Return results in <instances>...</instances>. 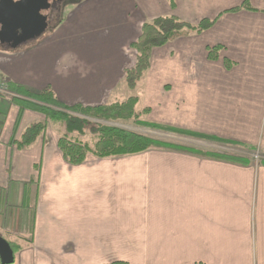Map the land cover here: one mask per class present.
I'll use <instances>...</instances> for the list:
<instances>
[{
  "label": "crops",
  "instance_id": "1",
  "mask_svg": "<svg viewBox=\"0 0 264 264\" xmlns=\"http://www.w3.org/2000/svg\"><path fill=\"white\" fill-rule=\"evenodd\" d=\"M245 1L253 9L232 10ZM159 16L216 22L153 49L141 79L145 103H162L164 125L257 148L264 0H84L65 29L14 52L0 44V74L21 89L48 88L67 104H104L125 79V49ZM157 93L167 97L154 100ZM13 97L27 100L0 92V235L19 247L16 264H264V159L244 165L168 140L139 154H89L75 166L49 124V135L29 147L11 143L46 120Z\"/></svg>",
  "mask_w": 264,
  "mask_h": 264
},
{
  "label": "trees",
  "instance_id": "2",
  "mask_svg": "<svg viewBox=\"0 0 264 264\" xmlns=\"http://www.w3.org/2000/svg\"><path fill=\"white\" fill-rule=\"evenodd\" d=\"M169 1L171 6L175 5V0ZM241 8L253 9L249 2L245 1L241 6L232 10L237 11ZM215 22L216 19L205 18L199 23L193 24L179 19L176 16H159L150 22H145L142 26L140 36L130 45V48L136 50V62L134 66L127 68L125 71V80L128 88L134 91L138 82L151 68L154 48L166 45L178 35L190 32L201 33L211 28ZM208 51L209 59L216 60L219 46L210 47ZM226 66L229 67L230 65L226 63ZM7 83L9 92L11 91L27 98V100H24L13 97V102L18 101L22 108L40 111L48 119V121L32 123L25 129L19 139L13 137L11 143L15 144L18 149L27 148L43 135L48 127L49 121L59 122L65 127V133L58 138V148L63 154L64 159L71 165L77 166L84 163L89 154L99 158L118 157L139 154L147 151L151 147L166 145L161 139L119 125L107 123L129 121L131 119H135L138 125L148 128L186 134L196 138L209 139L230 145L243 146L251 150L255 148L252 145L243 144L238 141L170 127L164 124L160 125L140 119V115L136 111V106L139 102L138 96H130L125 101L97 105H83L81 103L67 104L60 101L56 94L48 88L33 92L11 85L10 81ZM150 112L149 107L143 110V113L146 115L150 114ZM91 118L99 121H92ZM86 134H91L94 141L81 138ZM204 155L244 165L252 162L251 158L247 156L218 151H204ZM11 246L16 257L19 247H14L12 244Z\"/></svg>",
  "mask_w": 264,
  "mask_h": 264
},
{
  "label": "rangeland",
  "instance_id": "3",
  "mask_svg": "<svg viewBox=\"0 0 264 264\" xmlns=\"http://www.w3.org/2000/svg\"><path fill=\"white\" fill-rule=\"evenodd\" d=\"M84 0H66L64 1L65 3L62 5V11L59 14L60 16H54L53 19L50 20V25L49 27L41 34V36L35 40H29L27 43L22 44L21 46L17 47V48H7L5 47V51L8 52H14V51H18L21 50L25 47L31 46L32 44L36 43V40H40L43 39L44 37L46 38L47 36L51 35L52 32H56V30H58L59 28L65 29V20L66 17L68 15V13L71 11V9L76 6L77 4H80L81 2H83ZM65 7V8H64ZM64 25V27H63ZM62 37H65L66 35L62 34ZM61 37H58V39ZM67 52V51H65ZM64 52H62L61 54H63ZM125 54H126V63H125V67L123 70V75L125 74V70L126 68L132 67L134 66V63L136 62V50L127 47L125 49ZM83 55H78L77 58H81ZM70 57V56H69ZM0 80H5L6 82L10 81V79L8 77H6L5 75L0 74ZM161 85V84H160ZM145 92V93H144ZM146 95V91H145V85H144V81H139L138 82V86L136 88V90L131 91L127 84H126V80L123 78V81L119 84L118 88L115 90V92L112 95V99L113 100H117V101H125L126 99H128L130 96H138L139 97V102L138 105L136 106V111L137 113L140 115V119H144V120H148L150 122L153 123H157V124H162L160 120H158L157 115L160 111V109L162 108V103L160 106V103L158 104L157 107H152L148 104L145 103L144 100V96ZM167 97V95H163L162 97L159 95L158 93L154 95V100L159 99L160 102ZM111 98L107 97V99H105L102 103H111ZM155 105V104H153ZM146 107H150V114L146 115L143 113V110ZM160 108V109H159ZM159 109V110H157ZM92 121H96L98 122L99 120L97 119H93L91 118ZM45 121H48V119H46ZM103 122V121H100ZM106 123V122H105ZM108 124H112V125H119L121 127L133 130V131H137L146 135H149L151 137L157 138V139H161L162 141H168V140H175V141H181L182 143H185L186 145H190L196 148H200L203 149L205 151H218V152H222V153H230V154H234V155H239V156H247L250 157L252 160V163L254 165H258L260 164V162L264 159V133H263V138L261 137V139H259L258 143H257V148L255 147L254 149H249L243 146H236V145H230V144H225L222 142H215L209 139H202V138H196L190 135H186V134H181V133H176V132H170V131H165V130H158V129H153V128H148V127H144V126H140L135 122V119H131L129 121H119V122H107ZM48 124L50 125L49 129H52L53 131H58V134H63L64 132V128L62 127L61 124H52L50 122H48ZM52 125V126H51ZM45 130L47 136L50 133V130ZM62 132V133H61ZM45 133V132H44ZM43 133V134H44ZM82 139L85 140H90V141H94V138L91 134H86L84 136L81 137ZM32 184L29 183L28 187L31 186ZM5 196H2L1 199V203H5ZM85 258L83 259L84 262ZM95 258V257H93ZM136 257H133V259ZM1 264V263H0ZM16 264V261L15 263Z\"/></svg>",
  "mask_w": 264,
  "mask_h": 264
},
{
  "label": "water",
  "instance_id": "4",
  "mask_svg": "<svg viewBox=\"0 0 264 264\" xmlns=\"http://www.w3.org/2000/svg\"><path fill=\"white\" fill-rule=\"evenodd\" d=\"M51 0H0V42L17 48L35 40L49 27ZM14 250L0 235V263L14 264Z\"/></svg>",
  "mask_w": 264,
  "mask_h": 264
},
{
  "label": "flooded vegetation",
  "instance_id": "5",
  "mask_svg": "<svg viewBox=\"0 0 264 264\" xmlns=\"http://www.w3.org/2000/svg\"><path fill=\"white\" fill-rule=\"evenodd\" d=\"M64 1L66 0H51L52 2V9H51V14L49 16V22L51 19H53V17L55 16H60L59 14L61 13L62 11V5L65 3ZM65 8V7H64ZM0 29H1V26H0ZM0 44L4 47H7L8 48V45L7 44H2L0 42Z\"/></svg>",
  "mask_w": 264,
  "mask_h": 264
},
{
  "label": "built area",
  "instance_id": "6",
  "mask_svg": "<svg viewBox=\"0 0 264 264\" xmlns=\"http://www.w3.org/2000/svg\"><path fill=\"white\" fill-rule=\"evenodd\" d=\"M0 92L7 93L8 91V83L5 80H0Z\"/></svg>",
  "mask_w": 264,
  "mask_h": 264
}]
</instances>
